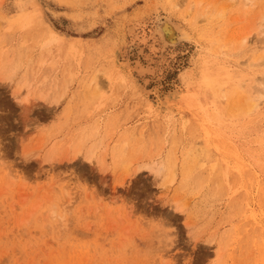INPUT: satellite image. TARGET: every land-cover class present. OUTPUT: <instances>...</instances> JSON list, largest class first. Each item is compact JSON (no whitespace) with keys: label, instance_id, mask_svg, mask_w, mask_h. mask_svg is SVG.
I'll list each match as a JSON object with an SVG mask.
<instances>
[{"label":"rangeland","instance_id":"obj_1","mask_svg":"<svg viewBox=\"0 0 264 264\" xmlns=\"http://www.w3.org/2000/svg\"><path fill=\"white\" fill-rule=\"evenodd\" d=\"M195 1L0 0V264H264V0Z\"/></svg>","mask_w":264,"mask_h":264},{"label":"bare ground","instance_id":"obj_2","mask_svg":"<svg viewBox=\"0 0 264 264\" xmlns=\"http://www.w3.org/2000/svg\"><path fill=\"white\" fill-rule=\"evenodd\" d=\"M196 1H198V4H199V1L201 2V0H196ZM195 1V2H196ZM241 1H244V0H241ZM245 3H247V2H245ZM196 4V3H195ZM244 4V3H243ZM248 4V3H247ZM247 4H244L243 5V8H244V6H246ZM177 4H174L173 6H176ZM192 5V4H191ZM210 6V5H209ZM251 6V5H250ZM187 7V6H186ZM190 7H192V6H190ZM196 7L198 8V6L196 5ZM195 7V11H196V8ZM180 8V7H179ZM189 9H191V8H189ZM188 9V10H189ZM207 10V9H206ZM205 11V10H204ZM222 12V11H221ZM220 12V13H221ZM203 13V12H202ZM168 15V14H167ZM167 15H165V18H164V20H160V19H162V17L159 19V21L157 22V25H156V27L154 28V33H155V35H156V38L158 39V41L160 42V46H159V48H156L155 47V44L153 43V42H151V43H153L152 44V46H151V50H152V52L153 53H155L157 50L158 51H160L162 54H168V53H172L174 50H176L177 49V46L180 44V43H186V42H190L191 41V39H192V37H191V39H190V36H189V34H187L186 33V30L184 31L183 29H182V27L180 26V24L179 23H177L176 21H174L169 15L167 16ZM201 15V14H200ZM219 16H222V14H219ZM208 18V17H207ZM131 26V25H130ZM136 26H138V25H136ZM140 26V25H139ZM142 27V26H141ZM136 28V27H135ZM128 31H129V36H135L137 33L135 32V30L134 29H130V27H128ZM137 29V28H136ZM258 30H260V29H258ZM262 30V29H261ZM127 31V32H128ZM143 31V30H142ZM142 33V32H141ZM144 33V32H143ZM154 33H152V34H154ZM260 34L263 36V31H261L260 32ZM147 36V35H146ZM142 37V36H141ZM153 37H154V35H153ZM264 37V36H263ZM143 38V37H142ZM146 39V38H145ZM136 40V39H135ZM134 40V41H135ZM144 40V39H143ZM240 41H241V44H240V46L242 47H244V46H246V44H247V38L246 37H243L242 36V39L240 38L239 39ZM238 40V41H239ZM138 41V40H137ZM141 41V40H140ZM157 41V40H156ZM133 42V41H132ZM135 43V42H134ZM147 43H148V41H147ZM240 43V42H239ZM136 44V43H135ZM149 46V45H148ZM144 47V46H143ZM142 48V47H141ZM149 48V47H148ZM147 48V49H148ZM182 49V48H181ZM130 51V50H129ZM263 51V50H262ZM142 49H140V47L139 46H135L132 50H131V53H132V55H134L135 56V61H133L132 62V66H130L131 65V63H130V65L128 64V66L130 67V69H132V71H135V72H137V74H140L141 76L142 75H146V74H152V73H154V68L153 67H151L150 65H148L147 63L145 64V62H143V63H141L139 60H138V57L140 56V55H142ZM161 53H159V54H161ZM175 53V52H174ZM183 54V53H182ZM131 55V54H130ZM131 55V56H132ZM259 55H261V56H258V57H256L255 59L253 58L252 59V62H250V66H252V67H255V68H261L262 70V72H259L260 73V77L259 78H257V81H256V90L254 91L256 94H258L259 95V97H257L256 98V100L258 99L259 100V98L264 94V51H263V54L261 53V54H259ZM146 56V55H145ZM156 56V55H155ZM170 56V55H169ZM172 56V55H171ZM140 58V57H139ZM162 58V57H161ZM161 58L159 59L160 61H161ZM164 58V57H163ZM147 60V59H146ZM158 60V59H157ZM163 60V59H162ZM159 61V62H160ZM164 61V60H163ZM151 63H152V61H151ZM154 63V62H153ZM163 63V62H162ZM161 63V64H162ZM155 64V63H154ZM159 65H160V63H159ZM263 66V67H262ZM259 68V69H260ZM156 69V68H155ZM260 71V70H259ZM164 74V73H163ZM258 95H256V96H258ZM257 100V101H258ZM251 101V100H250ZM256 101V102H257ZM259 104V103H258ZM250 105V104H249ZM255 107H257V104H255V102H253L252 104H251V106H249V108H252V109H254Z\"/></svg>","mask_w":264,"mask_h":264}]
</instances>
